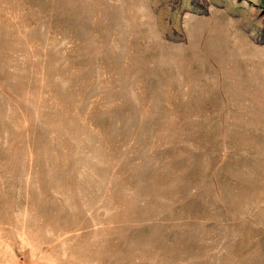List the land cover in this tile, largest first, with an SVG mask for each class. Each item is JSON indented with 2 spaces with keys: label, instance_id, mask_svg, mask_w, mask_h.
<instances>
[{
  "label": "rangeland",
  "instance_id": "rangeland-1",
  "mask_svg": "<svg viewBox=\"0 0 264 264\" xmlns=\"http://www.w3.org/2000/svg\"><path fill=\"white\" fill-rule=\"evenodd\" d=\"M0 264H264V0H0Z\"/></svg>",
  "mask_w": 264,
  "mask_h": 264
}]
</instances>
